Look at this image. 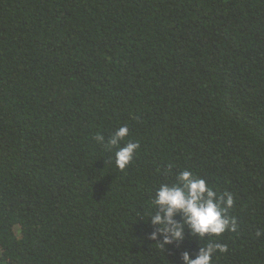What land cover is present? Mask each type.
Returning <instances> with one entry per match:
<instances>
[{"label":"trees","instance_id":"trees-1","mask_svg":"<svg viewBox=\"0 0 264 264\" xmlns=\"http://www.w3.org/2000/svg\"><path fill=\"white\" fill-rule=\"evenodd\" d=\"M121 126L123 170L95 139ZM183 170L233 195L235 231L152 223ZM209 242L212 264H264V0H0V264H184Z\"/></svg>","mask_w":264,"mask_h":264},{"label":"clouds","instance_id":"clouds-1","mask_svg":"<svg viewBox=\"0 0 264 264\" xmlns=\"http://www.w3.org/2000/svg\"><path fill=\"white\" fill-rule=\"evenodd\" d=\"M129 134L127 126L119 127L105 141L103 135L97 134L96 141L105 145L108 149L116 148L115 164L123 170L132 160L134 153L139 148L138 142H128L120 146V141ZM152 204L163 209L152 216V223L159 224L171 239L180 240L184 236L183 227L187 224L193 235L203 239L207 236H221L226 230L235 231L237 221L235 217H229L227 210L234 204L233 195L224 192L221 195L209 186L208 182L198 178L188 170L181 171L176 178V183L169 186L162 184L157 190ZM183 213V222L177 224L172 217L175 213ZM168 225H172L171 228ZM259 237L261 232H257ZM170 242L166 237L165 243ZM227 245L209 242L202 247L198 255L193 259L187 252L183 254L184 264H212V256L216 251L227 252Z\"/></svg>","mask_w":264,"mask_h":264}]
</instances>
